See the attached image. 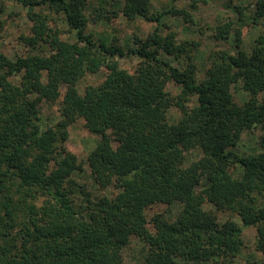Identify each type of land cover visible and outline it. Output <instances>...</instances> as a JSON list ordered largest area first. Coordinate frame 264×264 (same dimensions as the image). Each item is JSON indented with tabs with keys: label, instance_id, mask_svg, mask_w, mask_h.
<instances>
[{
	"label": "trees",
	"instance_id": "1",
	"mask_svg": "<svg viewBox=\"0 0 264 264\" xmlns=\"http://www.w3.org/2000/svg\"><path fill=\"white\" fill-rule=\"evenodd\" d=\"M5 1L25 12L29 34L19 39L30 52L13 58L0 52V264H122L131 236L146 245L145 264H233L241 258L242 227L255 228V250L264 253V136L255 154L235 150L244 134H264V31L249 52L214 54L198 82L184 44L172 32H159L167 15L192 23L184 9L152 14V0H124L123 17L155 24L146 40L136 37V48L125 50L86 32L91 19L104 20L108 0L96 6L88 0ZM198 3L206 1L190 0L191 8ZM234 9L242 22L244 9ZM57 15L72 41L52 25ZM252 15L253 25H264V0ZM232 28L231 21L216 26L214 39H228ZM129 55L142 61L133 72L118 61ZM163 56L184 57L187 64L178 68ZM100 71L102 82L81 94L83 78ZM171 83L178 94L168 90ZM235 88L247 93L241 105ZM190 97L196 98L192 107ZM43 100L59 105L54 126L40 117ZM173 108L180 113L176 121L169 118ZM77 119L100 137L88 167L95 184L113 188L114 196L80 191L76 202L81 186L72 177L81 167L62 144ZM191 152L198 158L186 166ZM156 205L180 210L172 222L154 217L150 231L145 210ZM206 205L236 215L241 226L232 219L220 223Z\"/></svg>",
	"mask_w": 264,
	"mask_h": 264
},
{
	"label": "rangeland",
	"instance_id": "2",
	"mask_svg": "<svg viewBox=\"0 0 264 264\" xmlns=\"http://www.w3.org/2000/svg\"><path fill=\"white\" fill-rule=\"evenodd\" d=\"M96 6L97 0H88ZM206 3H198L196 8H191L190 0H152L151 13L156 14L171 7L184 9L192 17V23H186L181 17L164 16L161 19L160 33L165 36L168 33H174L176 43L184 44L188 53L191 55L193 62L197 67V80L201 82L205 78V72L211 67L214 54L220 51H227L232 55L238 52H249L253 46L255 38L261 31L262 26L252 24V14L257 0H205ZM109 4L102 22L95 23L92 19L89 21L86 32L94 35L96 40H102L108 44H114L123 49H134L136 37L146 40L152 33L155 24L146 21L141 17L134 20H127L123 17L120 7L124 0H108ZM4 11L0 13V52L5 51L12 58L20 55L29 54L28 47L23 45L19 39L21 35L29 34L30 24L25 17V12L15 2L1 0ZM235 6L244 9L243 21L240 22L239 14L234 9ZM89 11V10H88ZM264 20V19H263ZM233 22L231 34L226 40H215L213 37L216 26L225 22ZM60 29L63 34L60 38L65 41L73 40V33L68 32V27L63 16H54L53 24ZM173 66L183 68L187 64L184 57L174 60L171 57L163 56ZM120 66L127 72L135 71L142 63L136 56L129 55L125 58L118 59ZM104 71L96 74H88L78 85V90L82 94L87 85H98L104 79ZM168 90L172 95L179 93V87L169 84ZM234 101L241 105L247 101V93L240 88L233 90ZM196 103L195 97H190L188 106L192 107ZM40 117L46 125L54 126L61 120V112L58 103L41 101L39 103ZM180 116L179 111L173 108L169 111V118L176 121ZM68 139L62 144L67 151L73 153L81 167L73 175V180L81 188L77 189L76 202L81 201L84 191L89 193L93 198L102 196H114L116 191L113 188L100 189L94 182L88 167L87 157L99 142L100 137L90 133L84 126L82 119H77L68 128ZM264 136L260 130L251 134H244L236 151L245 154H255L259 151L261 137ZM113 146L119 147L118 139L111 135ZM198 158L197 152L188 153L186 156V166ZM80 196V197H79ZM206 210L214 211L220 223L232 219L237 225L241 226L239 218L229 213H218L210 205L205 206ZM180 210L179 205L167 207L165 205H156L145 210L147 219V228L153 231L152 220L160 215L168 222L174 221ZM242 253L241 258L233 264H264V253L255 250L256 230L253 227H242ZM148 253L146 245L137 237L131 236L127 245L122 249V264H145V257ZM211 264V263H203Z\"/></svg>",
	"mask_w": 264,
	"mask_h": 264
}]
</instances>
